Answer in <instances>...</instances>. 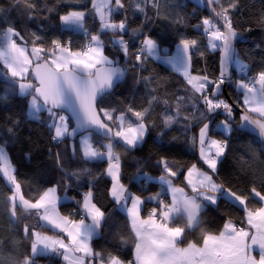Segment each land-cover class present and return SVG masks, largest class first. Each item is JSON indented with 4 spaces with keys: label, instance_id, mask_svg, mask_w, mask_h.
<instances>
[{
    "label": "snow or ice",
    "instance_id": "obj_1",
    "mask_svg": "<svg viewBox=\"0 0 264 264\" xmlns=\"http://www.w3.org/2000/svg\"><path fill=\"white\" fill-rule=\"evenodd\" d=\"M0 87V264H264V0H0Z\"/></svg>",
    "mask_w": 264,
    "mask_h": 264
},
{
    "label": "trees",
    "instance_id": "obj_2",
    "mask_svg": "<svg viewBox=\"0 0 264 264\" xmlns=\"http://www.w3.org/2000/svg\"><path fill=\"white\" fill-rule=\"evenodd\" d=\"M249 2L254 3L256 9L260 8V0H249ZM160 27L163 28L164 25L161 24ZM211 62L212 61L210 60V63ZM174 79H177V78L174 77ZM2 95H3V90H2V87H0V96ZM20 107H21V101L19 99L13 100L10 104V108L12 111H19ZM29 131H31L33 139L35 140H39L43 142L46 139L45 137L46 129L40 127L34 122L27 125V128L25 130V135H27ZM176 134L177 133L175 131L170 133V135H176ZM252 139H253L252 135L245 134L242 137L235 138L232 141V151L229 155V160L227 162V166L229 170L234 168L237 162V159H239L240 157H243L245 160L249 158V142ZM252 146L255 148H258V145L256 144H253ZM9 147H10L11 156L13 158V162L16 163L20 167V170L22 172L24 171L30 172L32 169L37 168V166H39L42 170H45L50 167V162L46 160L45 155L42 152L34 153L35 158L29 161L27 158H25L24 153L19 144L10 145ZM146 151L147 149H145V153ZM126 155L129 161L128 166L126 167V171L130 174L135 171V167L131 164V156L141 155V153H131V154H126ZM188 158L189 157H184V159H188ZM87 167H94V165L88 164ZM153 174H157V173L153 171ZM2 188H3V185L0 184V189ZM133 190H135V188H133ZM62 203H64L66 206L70 204V202H67V201H62ZM109 207L111 206L109 205ZM148 207H151V205H149ZM2 212H3V208L0 207V213ZM120 215L122 216L123 214L121 213ZM234 215H238V213H234ZM30 222H34V221H30ZM0 223H3L2 217H0ZM41 264H48L47 259L46 258L42 259Z\"/></svg>",
    "mask_w": 264,
    "mask_h": 264
},
{
    "label": "crops",
    "instance_id": "obj_3",
    "mask_svg": "<svg viewBox=\"0 0 264 264\" xmlns=\"http://www.w3.org/2000/svg\"><path fill=\"white\" fill-rule=\"evenodd\" d=\"M173 51H174V48H173ZM146 214V213H145Z\"/></svg>",
    "mask_w": 264,
    "mask_h": 264
}]
</instances>
